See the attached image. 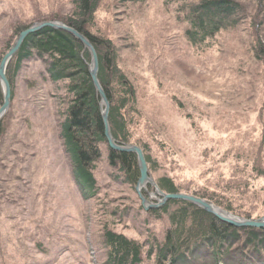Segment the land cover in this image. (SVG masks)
I'll list each match as a JSON object with an SVG mask.
<instances>
[{
    "label": "rangeland",
    "instance_id": "374dc122",
    "mask_svg": "<svg viewBox=\"0 0 264 264\" xmlns=\"http://www.w3.org/2000/svg\"><path fill=\"white\" fill-rule=\"evenodd\" d=\"M110 1L102 3L96 27L98 33L116 38L113 42L119 46L121 37L117 38L119 33L109 21ZM47 12V0H0V53L12 23L23 24ZM155 14L154 9L146 13L152 23L140 19L141 32L147 35L142 59L135 60L132 51L120 48L119 52L120 68L130 76L137 92L140 119L133 138L149 145L151 159L157 165L149 173L153 181L166 175L176 183L191 182L209 191L218 175L225 180L232 164L248 155L245 147L250 141L264 138V103L259 93L254 92L257 97H253L242 92L240 85L244 82L239 81L250 78L251 72L242 66L240 70L244 71L240 72L234 66L233 55L239 48L235 35L226 40L227 44L224 41L221 55H195L183 42L161 52V43L166 47L172 35L164 31L157 35L161 19H151ZM241 34L237 36L242 40ZM39 71L34 62L20 72L13 86V100L10 97L9 109L0 119V264H97L91 243L100 237L98 229L104 222L113 232L132 240H140L138 235L146 233L147 228L155 233L163 230L164 219L157 222L148 218L143 224V212L150 210L145 211L136 199L135 185L129 189L111 179L113 169L106 163L105 151L94 171L100 207L96 200L79 196L57 135L63 94L57 88L59 83L47 85L41 81L36 75ZM27 80L32 82L31 91L25 88ZM215 110L214 119L210 113ZM221 117L223 121H217ZM244 141L248 143L241 145ZM259 157L264 163V152ZM261 168L262 176L254 174L246 182L262 194L264 164ZM146 188L148 193L153 192L151 187ZM213 190L225 195L227 204H233L227 194ZM149 201L156 203L155 199ZM115 208L129 212L110 223L105 213ZM240 211L259 210L251 204Z\"/></svg>",
    "mask_w": 264,
    "mask_h": 264
},
{
    "label": "trees",
    "instance_id": "16d2710c",
    "mask_svg": "<svg viewBox=\"0 0 264 264\" xmlns=\"http://www.w3.org/2000/svg\"><path fill=\"white\" fill-rule=\"evenodd\" d=\"M104 1L47 0L48 12L43 16H35L23 24L12 23L1 44L0 60L17 35L34 22L60 21L84 36L96 52L97 78L109 102L111 135L116 142L141 149L148 174L157 165L151 159L149 145L133 138V130L139 126L140 119L137 92L130 76L120 68L122 58L119 52L120 48L132 51L136 55L135 60L139 61L145 55L147 48L142 45L147 35L141 32L140 19L146 24L152 23L146 15L151 9L156 13L151 19H161L157 35L160 36V31L172 35H169L170 43L166 47L161 43V52L183 42L195 55L214 52L221 55L224 41L235 35L239 48L233 55L236 59L234 66L240 72L245 69L251 72L250 78L237 81L244 82L240 85L243 86L242 92L246 91L253 97L259 93L264 103V0H111L108 11L112 10L113 14L110 13L109 21L119 33L117 38L121 37L119 46L113 42L116 38L106 37L97 31V19ZM103 14L108 13L103 11ZM238 33L244 36L242 40ZM89 60L88 51L73 36L62 30L43 28L26 37L7 66L6 78L12 89V100L13 86L27 64H38L40 71L36 75L45 84L59 83L57 88L63 94L60 98L62 120L57 134L60 147L69 161L79 196L83 200H96L97 207H100L94 171L102 160L103 151L106 152V163L113 169L110 177L114 182L131 189L138 179V170L135 155L112 151L107 146L102 134L98 95L87 72ZM240 66L244 70H240ZM25 83V88L31 91L32 82L27 80ZM230 88L235 89V85ZM179 107L183 110L181 104ZM211 112L215 119L217 111ZM26 118L23 121L25 125ZM217 121L222 122V117ZM247 143L244 141L241 145ZM245 150L248 155H242L232 164L225 180L218 175L217 180L210 184L209 191L191 182L176 183L166 175L159 176L154 182L166 194L192 195L236 216L258 219L264 215V192L261 194L258 192L260 189L251 188L246 181L254 174L263 175L261 167L264 163L259 153L264 152V138L250 141ZM238 180L240 182L236 183ZM235 184H238L237 188H234ZM214 188L227 194L233 204H227L223 200L225 195L216 194ZM136 199L140 203L137 195ZM251 204L259 211L239 212ZM128 212L115 208L105 214L109 216L107 221L112 223L114 220V223L115 217L123 218ZM143 213V224H147L148 218L157 222L164 219L166 227L159 233L147 228L146 233H140L143 239L138 235L140 240H132L113 232L108 223H101L98 229L100 237L97 241L92 240L96 236L91 239L97 264H264V229L231 227L183 201L169 200L161 208ZM37 246L39 248L40 244Z\"/></svg>",
    "mask_w": 264,
    "mask_h": 264
},
{
    "label": "water",
    "instance_id": "95a60500",
    "mask_svg": "<svg viewBox=\"0 0 264 264\" xmlns=\"http://www.w3.org/2000/svg\"><path fill=\"white\" fill-rule=\"evenodd\" d=\"M43 28L62 30L70 34L82 44L84 50L88 51L90 60L89 63L87 64V72L92 82V85L98 95L103 137L110 150L119 153H130L135 155L137 170H138V179L136 181L134 191L140 201L141 207L145 211L158 209L162 207L169 200L183 201L203 210L207 214L212 215L219 221L231 227L264 229V217L260 219L242 218L233 215L232 213L222 208H219L215 206L213 203L208 202L204 199L184 193L166 194L158 188L156 183L152 180V178L148 174L146 161L141 149L134 145L117 143L111 135L109 122H108L109 102L97 78L98 60L93 46L84 36H82L74 29L67 27L62 22L47 21V22H40L33 24L31 27L21 31L17 35L14 42L10 46L9 50L2 56L0 60V90L2 96V103L0 106V119H2V117L6 114L10 106L11 90H10L9 82L6 78L7 66L9 62L12 60V58L15 56L17 51L20 49L26 37ZM147 186L153 189L152 193L147 192V188H146ZM150 199H155L156 203L150 202L149 201Z\"/></svg>",
    "mask_w": 264,
    "mask_h": 264
}]
</instances>
